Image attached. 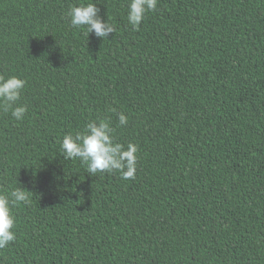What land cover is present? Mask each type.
<instances>
[{"label": "trees", "instance_id": "1", "mask_svg": "<svg viewBox=\"0 0 264 264\" xmlns=\"http://www.w3.org/2000/svg\"><path fill=\"white\" fill-rule=\"evenodd\" d=\"M89 2L0 0L28 108L0 110V191H32L0 264H264V0H159L139 30L130 0H93L104 40L66 18ZM98 118L138 145L135 179L64 159Z\"/></svg>", "mask_w": 264, "mask_h": 264}, {"label": "clouds", "instance_id": "2", "mask_svg": "<svg viewBox=\"0 0 264 264\" xmlns=\"http://www.w3.org/2000/svg\"><path fill=\"white\" fill-rule=\"evenodd\" d=\"M159 0H130L127 20L133 30H139L146 14L157 9ZM70 26L86 28V35L95 33L98 38L109 37L116 31V26L105 21L100 15V8L93 2L73 4L66 13ZM27 81L12 75H0V110L7 112L16 120H22L28 108L18 104ZM116 111V109H112ZM128 117L119 113V125L126 126ZM111 121L105 118L92 119L87 122L82 131L75 134L66 133L60 141V149L64 159L79 160L86 171L95 176L97 173H118L123 180L135 179L138 164V145L129 142L127 146L119 142ZM32 191L15 187L10 191H0V249L6 248L16 239V217L13 209L23 204L31 203Z\"/></svg>", "mask_w": 264, "mask_h": 264}]
</instances>
